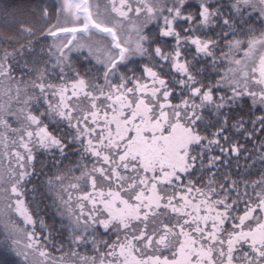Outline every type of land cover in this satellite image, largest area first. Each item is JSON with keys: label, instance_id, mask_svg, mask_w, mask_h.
<instances>
[{"label": "snow or ice", "instance_id": "1", "mask_svg": "<svg viewBox=\"0 0 264 264\" xmlns=\"http://www.w3.org/2000/svg\"><path fill=\"white\" fill-rule=\"evenodd\" d=\"M0 225V264H264V0H0Z\"/></svg>", "mask_w": 264, "mask_h": 264}, {"label": "trees", "instance_id": "2", "mask_svg": "<svg viewBox=\"0 0 264 264\" xmlns=\"http://www.w3.org/2000/svg\"><path fill=\"white\" fill-rule=\"evenodd\" d=\"M2 228H3V226L0 225V231H2ZM5 258H6L5 254L2 251H0V261H3ZM7 258L8 259H15V257H7Z\"/></svg>", "mask_w": 264, "mask_h": 264}]
</instances>
